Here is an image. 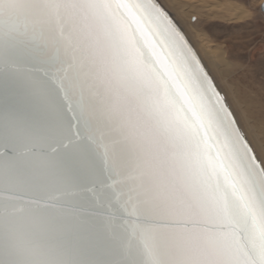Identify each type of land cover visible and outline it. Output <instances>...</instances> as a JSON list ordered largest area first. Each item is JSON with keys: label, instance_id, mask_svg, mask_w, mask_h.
<instances>
[{"label": "snow or ice", "instance_id": "obj_1", "mask_svg": "<svg viewBox=\"0 0 264 264\" xmlns=\"http://www.w3.org/2000/svg\"><path fill=\"white\" fill-rule=\"evenodd\" d=\"M205 7L0 0V264H264V126L169 10Z\"/></svg>", "mask_w": 264, "mask_h": 264}, {"label": "rangeland", "instance_id": "obj_2", "mask_svg": "<svg viewBox=\"0 0 264 264\" xmlns=\"http://www.w3.org/2000/svg\"><path fill=\"white\" fill-rule=\"evenodd\" d=\"M230 1L235 3L239 2V0ZM242 9V11L246 13V15L238 22L229 23L220 20L207 21L205 19L201 20L193 16L190 18L189 23L193 25L194 29L197 32L201 33L204 38H207V40L213 47L223 49L226 52V58L229 65L223 67L222 71H225L224 74L227 82H229L231 79L233 83H243L244 85H246L247 89H249L247 90V109H250L248 112L255 111L257 108L260 114L256 112L257 110L253 112L254 114H249L250 116L252 115V119L259 122L261 126H263L264 74H261L258 68L256 72L253 73V70L251 68L252 65L255 64L259 66V64L264 61V16H261V14L259 13L258 5L254 6L253 8L242 7ZM244 57H247V60H244ZM257 85L260 87H258ZM251 93H253V95ZM248 99H250L249 102ZM252 100L256 102L254 103ZM252 107L254 109H251Z\"/></svg>", "mask_w": 264, "mask_h": 264}, {"label": "bare ground", "instance_id": "obj_3", "mask_svg": "<svg viewBox=\"0 0 264 264\" xmlns=\"http://www.w3.org/2000/svg\"><path fill=\"white\" fill-rule=\"evenodd\" d=\"M161 2L169 4V5H171L173 3H175V4L199 3L202 5H217V7H205L203 9H201L199 12H193V11H190L187 9H180L177 11L175 9L170 8L169 10L172 11L173 14L176 16L178 23L181 25V27H182L183 31L185 32L187 38H189L188 39V40H190L189 42L193 44V45L192 44L191 45L194 46L193 48L195 49V51L199 55L201 61L204 63V65L208 69V71L213 76L219 77L220 82L227 87L229 85V82H227V79L225 77V74H224L225 71H222L223 67H226L229 65L227 58H226V52L223 49H218V48L213 47L209 43L207 38H204L201 33L197 32L194 29V26L189 23V20L191 17L194 16V17H197L201 20L205 19L207 21L208 20L209 21L210 20H220V21H225V22H229V23L238 22L246 15V13L242 11L243 10L242 7H233L235 2H232L230 0H228V1H223V0H181V1L161 0ZM249 74H250V72H249ZM230 81H231V79H230ZM253 81H254V79H253ZM258 81H259V79H258ZM258 87H260V86H258ZM229 90H231V89H229ZM247 90H249V89H247ZM251 94L253 95V93H251ZM246 96H247V92H246ZM248 98H249V96H248ZM249 100L250 99H248V102H249ZM253 102L255 103L256 101H253ZM257 102H258V100H257ZM254 103H252V104H254ZM259 103H261V102H259ZM253 107H254V105H253ZM253 107L251 109H254ZM260 109H262V108H260ZM256 110H257V108H256ZM255 111L248 112V113H253ZM260 111H262V110H260ZM256 112H258V110ZM258 113L260 114V112H258ZM251 117H252V115H251Z\"/></svg>", "mask_w": 264, "mask_h": 264}, {"label": "water", "instance_id": "obj_4", "mask_svg": "<svg viewBox=\"0 0 264 264\" xmlns=\"http://www.w3.org/2000/svg\"><path fill=\"white\" fill-rule=\"evenodd\" d=\"M191 44V43H190ZM193 47V46H192ZM195 50V49H194ZM197 53V52H196Z\"/></svg>", "mask_w": 264, "mask_h": 264}]
</instances>
